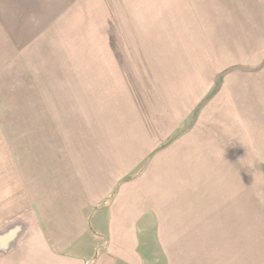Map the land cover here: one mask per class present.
<instances>
[{
    "label": "crops",
    "instance_id": "1",
    "mask_svg": "<svg viewBox=\"0 0 264 264\" xmlns=\"http://www.w3.org/2000/svg\"><path fill=\"white\" fill-rule=\"evenodd\" d=\"M209 1L0 0V264L166 258L201 232L194 197L235 229L264 181V99L247 92L264 69L208 31Z\"/></svg>",
    "mask_w": 264,
    "mask_h": 264
},
{
    "label": "rangeland",
    "instance_id": "2",
    "mask_svg": "<svg viewBox=\"0 0 264 264\" xmlns=\"http://www.w3.org/2000/svg\"><path fill=\"white\" fill-rule=\"evenodd\" d=\"M211 1L213 3L210 1L209 3H212V6H214L212 10L218 16H210L212 21L209 23L213 27L209 28L208 31H213L216 36L219 35L218 37H221L223 31L225 32L229 28V31L225 33V40L237 39V43L243 46V48L247 46L246 49L251 50L247 57L244 55L240 56V60L243 61L242 64H249L251 68H257V71L250 70L252 71V76L257 75L264 69V0ZM230 15L234 16L231 22ZM232 22L233 24H231ZM197 35L200 34L194 33V43L192 44L196 43L195 37ZM142 38L144 37L142 36ZM155 44L162 47L166 43L162 41L155 43L148 37L142 43V48L150 51ZM175 47L176 45L173 48ZM232 48L231 46L226 50L225 54L232 56L233 52L235 53L236 51V49L232 51ZM143 60L145 59L141 61ZM236 62H238L237 59L235 61L230 60L229 64ZM259 65H261L260 70ZM121 67L125 68L126 66L122 64ZM127 68L128 70L131 68L134 72L139 71V66H127ZM129 74L127 81H129ZM131 80L135 82V76ZM257 83H254V87L251 90H247V92H251L250 96L254 95L258 99L262 96V99H264V88L262 85H258V89L263 88L260 90V93L254 92ZM208 99L202 102V106L199 105L197 107L199 110L194 112L195 117L196 115L200 116ZM261 102L264 103L263 100ZM259 166L257 164L258 177L261 174ZM262 184L263 186H261ZM262 184L246 186L245 192L240 195V205L242 207H240L239 212H241V216L236 217L235 229L226 224L229 221V217L223 209L221 202L216 204V208L218 209H216V214H220L219 207L224 213L220 214L217 218L209 217L208 215V219L204 221L205 216L202 215V212L205 208L202 197H194L193 205L196 207L194 215L199 213V211L201 213L199 225L201 232L183 235L182 239L185 242L183 240L178 242L177 249L170 251L166 258H163V255L160 258L155 257V261L151 260L148 264H164L165 260L172 262L176 260V264H264V181H262ZM261 190L263 198L261 197ZM213 195L220 197L223 194ZM211 204L213 205V202ZM222 223L226 225L222 227ZM183 242L184 246L182 245Z\"/></svg>",
    "mask_w": 264,
    "mask_h": 264
}]
</instances>
